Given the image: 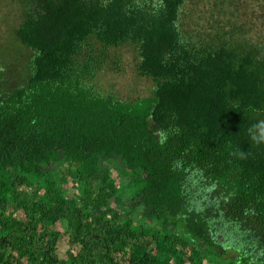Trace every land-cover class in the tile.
<instances>
[{
	"label": "trees",
	"instance_id": "16d2710c",
	"mask_svg": "<svg viewBox=\"0 0 264 264\" xmlns=\"http://www.w3.org/2000/svg\"><path fill=\"white\" fill-rule=\"evenodd\" d=\"M14 1L0 264H264V47L193 35L188 0ZM123 45L152 81L130 101L92 86Z\"/></svg>",
	"mask_w": 264,
	"mask_h": 264
},
{
	"label": "rangeland",
	"instance_id": "374dc122",
	"mask_svg": "<svg viewBox=\"0 0 264 264\" xmlns=\"http://www.w3.org/2000/svg\"><path fill=\"white\" fill-rule=\"evenodd\" d=\"M262 5V0H188L185 7L189 14L184 16V26L193 35L200 33V38L206 42L222 38L227 42L249 41L256 48L264 47ZM20 6L14 0H0V68L4 75L0 84L9 87L24 81L31 55L15 34L21 21ZM109 53L110 61L115 60L112 62H118L119 67L105 66L92 81V86L125 101L148 95L152 81L137 75L134 48L123 45L109 49ZM67 240L66 235L59 240L61 255Z\"/></svg>",
	"mask_w": 264,
	"mask_h": 264
},
{
	"label": "clouds",
	"instance_id": "9594fccd",
	"mask_svg": "<svg viewBox=\"0 0 264 264\" xmlns=\"http://www.w3.org/2000/svg\"><path fill=\"white\" fill-rule=\"evenodd\" d=\"M239 155H240L241 157H243L244 154L241 152Z\"/></svg>",
	"mask_w": 264,
	"mask_h": 264
}]
</instances>
